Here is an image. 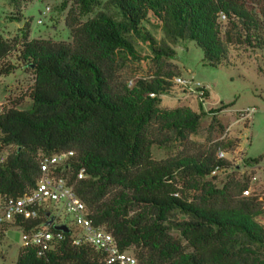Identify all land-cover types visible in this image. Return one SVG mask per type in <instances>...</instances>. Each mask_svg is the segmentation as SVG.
<instances>
[{
    "label": "trees",
    "instance_id": "16d2710c",
    "mask_svg": "<svg viewBox=\"0 0 264 264\" xmlns=\"http://www.w3.org/2000/svg\"><path fill=\"white\" fill-rule=\"evenodd\" d=\"M7 1L18 13L10 20L24 21L21 7L32 0ZM68 4L66 42L31 39L25 21L18 38L0 36V77L18 67L32 76L28 92L9 99L0 113V152L11 149L0 164V195L22 197L39 178L41 156L72 152L63 173L67 185L92 225L109 233L120 251H131L137 264H264L257 222L264 216L263 193L242 195L250 187L246 172L210 177L217 166L232 168L216 152L239 142L224 137L223 120L211 118L206 130L212 137L197 153L153 155L155 148H185L207 115L203 103L196 112L161 106L176 87L172 80L181 77L168 45L192 43L203 66L232 68L231 51L264 52V0H62L59 11ZM148 27L165 40L158 42ZM12 56L17 64L8 61ZM128 69L133 82L121 81ZM24 97L28 110L20 108ZM44 216L0 226V232H28L46 225ZM67 229L40 256L20 247L14 264H105L90 244L75 245L77 233Z\"/></svg>",
    "mask_w": 264,
    "mask_h": 264
},
{
    "label": "rangeland",
    "instance_id": "374dc122",
    "mask_svg": "<svg viewBox=\"0 0 264 264\" xmlns=\"http://www.w3.org/2000/svg\"><path fill=\"white\" fill-rule=\"evenodd\" d=\"M107 0H102L106 2ZM62 0H32L22 5L21 13L23 20L30 24V38L54 41H68V33L64 26L67 9L60 12L59 7ZM49 12L45 13V9ZM96 9L95 11H97ZM18 14L16 9L10 6L7 0H0V36L11 41L20 36L19 30L23 27L21 23L12 22L10 16ZM91 17L89 15L86 18ZM83 18L82 20H86ZM41 21L38 24V21ZM153 37L158 41H164V34L161 30L148 27ZM176 53L175 59L171 61L180 70V76L184 80L199 82L209 93V99L205 100L202 111L207 115L204 119L205 127L197 135L189 137V143L185 148L161 151L154 149L153 155L156 160L166 159L177 152L197 153L206 145V139L211 136L206 128L215 117L225 125L224 137L238 140V145L228 153V160L242 158L243 160H253L262 156L258 165L247 169L245 172L254 177L252 194H259L264 189V52H250L236 50L231 51V59L235 65L232 68L213 69L203 66L202 53L196 49L192 43H177L168 45ZM146 53L143 51V54ZM12 64H17L15 57L9 60ZM121 81L133 82L132 70L120 72ZM32 85L31 73L25 69H18L9 77H0V106L5 107L9 99L17 98L26 94ZM199 102L193 95L187 94L178 87H172L170 93L162 97L161 106L165 109L188 108L198 111ZM221 104L231 105L219 113H210L217 110ZM20 108L28 110L30 101L24 97L20 103ZM254 109L255 113L249 121L243 119L242 111ZM215 138H212L214 143ZM10 153L11 149L3 151ZM63 219V217H62ZM70 217L65 216L64 222L70 223ZM264 221V216L258 222ZM20 232L16 229H9L7 232H0V264H14L21 247ZM129 254L133 255L131 251ZM264 259V251L262 253Z\"/></svg>",
    "mask_w": 264,
    "mask_h": 264
},
{
    "label": "built area",
    "instance_id": "2783aa9c",
    "mask_svg": "<svg viewBox=\"0 0 264 264\" xmlns=\"http://www.w3.org/2000/svg\"><path fill=\"white\" fill-rule=\"evenodd\" d=\"M45 13L49 12L46 8ZM220 20L224 21L225 17L220 16ZM38 24L41 23L39 20ZM173 84L187 94L193 95L199 102H205L204 87L199 82L192 80H184L182 77H175ZM4 108V107H3ZM0 106V113L3 110ZM255 113L254 109H246L242 111L243 119H252ZM228 152L218 150L216 158L220 161H226L232 168L225 169L215 167L210 173L211 178H223L228 173L245 172L247 169L253 168L255 165H246L242 158H234L228 160ZM73 157L72 152H62L50 156H41L38 162L39 178L34 187L22 197L11 198L0 195V226L14 225L16 222L38 220L41 215L45 214V218L51 221L50 226L42 225L32 228L28 232H20L21 247H33L40 256L44 252L52 249L53 245L62 240V233L55 234L50 231V227L68 226L72 227L77 233L74 240L75 245H79L81 241L90 244L96 251L104 255L105 264H137L133 255L128 252L120 251L113 239L102 227L93 226L89 218V212L84 203L80 201L72 186L67 185L66 178L63 173L69 168L68 161ZM6 153L0 152V164L5 161ZM233 167H236L234 169ZM83 178V171H79L77 179ZM255 178L250 181V187L245 190L242 195L249 196L252 192ZM264 195V189H263ZM70 217V223L64 222V217ZM63 217V219H62ZM261 217L257 218L260 219ZM258 224L264 231V221Z\"/></svg>",
    "mask_w": 264,
    "mask_h": 264
},
{
    "label": "water",
    "instance_id": "95a60500",
    "mask_svg": "<svg viewBox=\"0 0 264 264\" xmlns=\"http://www.w3.org/2000/svg\"><path fill=\"white\" fill-rule=\"evenodd\" d=\"M50 225H51V221H49V222L46 224V226H50ZM53 229L56 230V231L64 232V233H67V232H68L67 227L64 226V225L54 226Z\"/></svg>",
    "mask_w": 264,
    "mask_h": 264
}]
</instances>
